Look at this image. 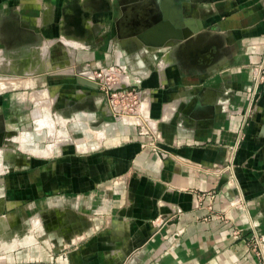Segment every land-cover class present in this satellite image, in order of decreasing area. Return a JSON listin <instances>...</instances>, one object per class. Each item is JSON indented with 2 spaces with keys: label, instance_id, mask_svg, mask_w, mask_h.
Here are the masks:
<instances>
[{
  "label": "crops",
  "instance_id": "crops-1",
  "mask_svg": "<svg viewBox=\"0 0 264 264\" xmlns=\"http://www.w3.org/2000/svg\"><path fill=\"white\" fill-rule=\"evenodd\" d=\"M49 1L64 2L0 0V48L18 51L20 67L42 72L40 78L31 75L17 80L20 83L14 79L4 87L30 89L38 79L45 85L47 74L63 67L62 51L52 50L50 62L42 51L58 34L50 32V17L44 13ZM87 2L96 18L107 23L110 1ZM155 2L158 7L151 12H160L164 4L168 16L177 13L212 28V33L195 39L214 43L217 56L212 49L194 54L193 44L176 49L169 42L150 54L144 45L136 49L130 39H120L118 44L126 46L122 54L75 48L66 69L84 63L93 68L126 63L136 69L137 82L132 84L146 87L147 99L137 119L156 137L153 145L148 143L151 136L136 132V127L112 122L100 108L101 93L93 91L88 113L84 119L77 115L85 128L92 127L84 130L94 134L90 147L98 151L76 154L66 146L38 159L26 157L25 165L46 171L45 177L31 171L11 181L33 183L40 178L38 183L48 192L59 187L72 191L64 198L70 205L76 202L78 212L71 214L72 220L62 214L56 221L47 220L46 226L60 232L53 233L58 248L76 244L69 264H264V254L252 252L258 248L253 232L264 243V82L238 140L239 107L245 104L254 64L264 51V0ZM121 7L132 10L134 5ZM186 9L193 15H185ZM149 36L152 39L138 35L153 45L157 28ZM151 55L161 57L158 64H152ZM57 83H63V89L77 87L74 78ZM231 157L233 177L229 168L216 172ZM70 222H77V233L94 234L87 242H76ZM47 257L43 263L52 261Z\"/></svg>",
  "mask_w": 264,
  "mask_h": 264
},
{
  "label": "rangeland",
  "instance_id": "rangeland-1",
  "mask_svg": "<svg viewBox=\"0 0 264 264\" xmlns=\"http://www.w3.org/2000/svg\"><path fill=\"white\" fill-rule=\"evenodd\" d=\"M87 1L64 0L60 5L48 2L44 13L46 12L45 15L50 17L48 20L50 32L55 29L58 34L47 40L42 51L48 54L46 61L50 62L52 50H60L64 54V61L62 62L63 67L49 72L50 74L46 73L50 77L46 80L47 84L44 85L41 83V79H38L30 89L3 87L6 86L4 84H9L8 81L14 79L23 78L25 80L31 75L40 78L42 72H30L28 69L20 67L18 51L0 48V56L2 55L4 58L0 57V85H2L0 87V264H38L47 261V256L53 259L43 264H69L71 260L69 253L76 244L68 243L64 248H58L57 235L53 233L60 232L50 231L46 226L48 225L47 220L56 221L61 217V214L69 216L71 219V214L78 212L77 203L73 202L70 205L66 200L68 199L66 195L72 191L59 187L54 192H48L46 187L44 189L38 183L40 178H37L33 183H25L23 179L20 184H14L11 179L15 180L12 177L16 175L30 174L31 171L40 172L45 177L46 171H40L39 168L32 169L30 165H25L26 157L38 159L52 153L51 151L55 148L66 146L70 150H74L76 154L98 151L95 147H90L91 144H94V134L84 130L89 126L85 128V123L82 122L84 120H81L88 113V100L93 91L101 93L100 108L111 117L112 122L134 126L136 132L150 135L151 139L148 140V143L151 145L156 140L153 133L146 131L145 126L143 127L137 119L147 99L144 93L146 87L140 86L139 83L138 85L137 83L132 84L134 79L137 82L138 72L136 69L132 70L128 64L123 63L125 66L124 75L129 83V87L125 89L132 88L136 91L134 96H128L124 102L121 97L112 95L116 87L114 84L106 87L97 79L95 80V69L106 65L93 68L88 63H84L81 67L75 69L71 67L72 69L68 71H62L70 68L71 55L75 48L92 50L96 47V49L104 51L112 49L114 54H119L126 47L118 44L120 39H130L129 45H136V49H141L144 45L150 50V54H153L152 51L155 48L164 45H149L143 42L138 35L151 22L150 10L156 9L158 6L154 4L155 0H109L111 15L106 23V21H99L96 18L97 15L88 8ZM126 2L128 5L129 3L134 5L133 11L121 7ZM68 10L70 13L67 12ZM143 12L146 13L145 18ZM193 13L189 9L184 11V14L188 16H192ZM55 22L58 24L54 25ZM211 31L212 28L202 26L198 33H192L187 39L171 40L169 43L173 44V48L176 49L193 44L194 51L192 53L194 54H196V50L201 52L202 49H212L213 56L216 57L217 51L214 43L203 41V44L195 39L198 35L209 34L213 32ZM94 34H99L101 37H96ZM207 43L209 44L207 45ZM260 56L261 54L254 67L259 64ZM160 59L161 57L152 58V64L153 60L155 64H158ZM67 77L74 78L77 87L63 89L61 85L63 83H57L67 80ZM17 82L20 83V81ZM19 83L16 84L20 85ZM14 92L20 96L14 97L12 95ZM133 100L136 101L134 109L128 111L124 104L128 101L131 103ZM244 101L247 102L246 99ZM253 111V109L250 110L249 120L242 128V136L252 118ZM62 112L66 114L63 115ZM77 114H80L81 118ZM74 130L79 131L74 132ZM225 168L230 169V176L233 177L232 159L226 165L216 168V172ZM233 186L237 188L236 185ZM77 225V222H70V229L74 231L72 234H75L78 239L76 242H87L94 233H77V230L79 231Z\"/></svg>",
  "mask_w": 264,
  "mask_h": 264
},
{
  "label": "built area",
  "instance_id": "built-area-1",
  "mask_svg": "<svg viewBox=\"0 0 264 264\" xmlns=\"http://www.w3.org/2000/svg\"><path fill=\"white\" fill-rule=\"evenodd\" d=\"M125 66L123 64H112V65H106L105 67H97L95 69V80L97 79L101 84H103L106 87H109L110 85H115L114 92H112V95L115 97H121L123 99V102L128 99V96L135 95L136 91L129 87V83L127 81V78H125ZM264 78V51L260 56L259 64L254 67L252 71V85L251 89L247 95V102L242 107H239V113L241 115V125L239 128L238 133V140L242 136V128L246 126L248 120H249V113L250 110L255 108L257 103V98L259 95V88L261 83H263ZM130 101L126 102L124 104L125 108L127 107L128 111H133L134 109V103H136L135 100H133L131 103ZM126 110V111H127ZM232 159V157H231ZM253 240L254 244L258 247L256 250H252V252L258 256L259 254L263 255V248L264 243L259 238V236L253 232ZM263 246V247H262Z\"/></svg>",
  "mask_w": 264,
  "mask_h": 264
},
{
  "label": "water",
  "instance_id": "water-1",
  "mask_svg": "<svg viewBox=\"0 0 264 264\" xmlns=\"http://www.w3.org/2000/svg\"><path fill=\"white\" fill-rule=\"evenodd\" d=\"M161 20H166L170 23L171 27L179 31V35L168 36L165 33L161 35V38L157 42H153V45L162 46L168 43L171 40H182L187 39L192 33H198L201 28V25L198 22L193 21L192 19H181L177 13H174L173 16H168L167 10L164 8V4H161V14L159 16ZM182 32L180 33V31Z\"/></svg>",
  "mask_w": 264,
  "mask_h": 264
},
{
  "label": "bare ground",
  "instance_id": "bare-ground-1",
  "mask_svg": "<svg viewBox=\"0 0 264 264\" xmlns=\"http://www.w3.org/2000/svg\"><path fill=\"white\" fill-rule=\"evenodd\" d=\"M155 15V16H154ZM153 15V19H152V24L151 27L146 30L141 32V34L143 36H145L147 34L148 37H150L149 35L157 28V32H158V40L161 38V35L163 33H165L168 36H174V35H179V31L176 29H174L173 27H171L170 23L168 21H164L161 20L159 18V11H156L155 14ZM200 25V24H199ZM182 32V30L180 31V33ZM152 36V35H151ZM152 39V37H150ZM148 42H152L151 40H147ZM147 43V42H146ZM153 43V42H152ZM44 48V47H43ZM43 53V52H42ZM3 58V57H2ZM4 59V58H3ZM57 68V67H56ZM19 69V68H18ZM62 71V70H61ZM66 71V70H65ZM22 80V79H21ZM17 81V80H16ZM9 82V81H8ZM3 83V82H2ZM14 83V82H13ZM22 83V82H21ZM15 84V83H14ZM6 85V84H4ZM12 85V84H11ZM10 85V86H11ZM22 85V84H21ZM4 87V86H3Z\"/></svg>",
  "mask_w": 264,
  "mask_h": 264
},
{
  "label": "flooded vegetation",
  "instance_id": "flooded-vegetation-1",
  "mask_svg": "<svg viewBox=\"0 0 264 264\" xmlns=\"http://www.w3.org/2000/svg\"><path fill=\"white\" fill-rule=\"evenodd\" d=\"M134 10V9H133ZM133 10H131V11H133ZM152 11V10H151ZM155 12H151L150 13V20H151V22L147 25V27L146 28H149L150 26H151V24L153 23L152 22V18H153V14H154ZM161 14V11L159 12V15ZM146 28H145V30L144 31H146ZM143 32V31H142ZM141 33V32H140Z\"/></svg>",
  "mask_w": 264,
  "mask_h": 264
}]
</instances>
